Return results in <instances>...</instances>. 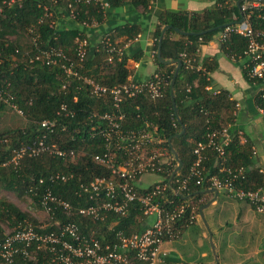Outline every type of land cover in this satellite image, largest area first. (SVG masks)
I'll use <instances>...</instances> for the list:
<instances>
[{"label":"trees","instance_id":"trees-1","mask_svg":"<svg viewBox=\"0 0 264 264\" xmlns=\"http://www.w3.org/2000/svg\"><path fill=\"white\" fill-rule=\"evenodd\" d=\"M108 1L111 6L117 7L127 0ZM249 1L258 2L259 5L251 4L243 10L245 0H218L201 11L161 12L154 31L153 49L156 74L163 79L164 93L154 98L148 91L138 92L125 98L122 103L126 113L123 127H145L153 142L162 140L163 147L170 154V159L164 164L165 171L160 174L165 177L163 181L168 182L179 164L172 147L178 153L183 165L175 175L174 187L178 185L177 178H185L189 174L197 159L194 150L198 144H206L211 131L225 126L229 127L232 135L226 148V159L220 158L214 147L203 149L205 176L229 178L233 175V169L243 166L244 173L234 180L237 187L256 190L264 185V176L252 168L250 144L240 142L238 130L233 125L234 101L228 91L213 93L208 88L212 84L210 74L219 67L217 56H208L203 61L199 56L201 44L212 40L227 25L237 23L243 16H248L253 30L264 31V0ZM131 2L147 9L152 0ZM50 3V0H0V111L11 108L18 112V108L22 111L18 113L25 118L22 126L0 132V187L14 191L20 197L30 195L40 206V197L49 188L55 195L70 201L73 213L55 206L56 212H48L49 216L44 219L48 222L44 225L0 196V242L7 236L2 227L5 221L16 228L32 223L41 231L56 228L57 221H77L85 232L91 227L98 229V237L105 243L115 239L114 231L108 230L107 224L116 218L111 216L103 224L81 216L75 210L80 205L92 203L89 194L81 190V183H88L96 176H111L110 169L95 160V155L106 152L107 142L99 129L92 127L103 123H100L98 116L111 108L113 100L110 93L102 96L92 93L84 77L108 86L126 83L133 71L131 58L119 47L114 37H105L99 43L89 40L86 55L80 60L77 37H87L85 23L89 25L93 17L100 19L104 14L100 2L61 0L57 5H52V14L47 15L44 5ZM118 29L125 34L126 40L135 37L142 28L138 24H126ZM23 34L29 38L25 50L21 49L19 41V36ZM248 42V37L239 33H231L225 40H220L224 52L234 58H247L245 76L261 81L249 76V59L245 53ZM159 46L162 60L157 56ZM53 49L61 50L67 59L52 55L58 61L47 63L46 54L54 52ZM183 52L192 59L193 66L182 56ZM177 59L181 60V64L173 87L175 109L171 82L177 62L170 60ZM71 62L73 73L68 74L63 64L71 66ZM259 102L264 106L260 99ZM64 105L67 110L63 109ZM53 119L66 128L58 125L54 133L42 128L43 120ZM44 133H47V142H55L68 155L59 156L44 151L37 155L24 154L17 163L12 161L17 151L33 146ZM113 149L118 151L116 157L121 163L126 154L118 150L116 140ZM70 150L74 151V156L69 154ZM3 162H7V165H2ZM56 173L73 176L66 181L53 180L51 176ZM137 188L139 191L145 190L140 186ZM210 188L209 181L199 182L194 177L189 179L184 190L174 195L180 202L199 209L208 201H203V198L211 194L206 192ZM168 192L172 193V189L168 188ZM115 225L116 229L122 228L130 235L144 230L146 224L141 211L132 209L129 215L121 216ZM33 248H29V255L19 252L12 262L2 261L1 264H58L52 260L49 251Z\"/></svg>","mask_w":264,"mask_h":264},{"label":"built area","instance_id":"built-area-1","mask_svg":"<svg viewBox=\"0 0 264 264\" xmlns=\"http://www.w3.org/2000/svg\"><path fill=\"white\" fill-rule=\"evenodd\" d=\"M50 1V4L44 5L47 15L52 14V5H57L61 0ZM87 2L97 3L100 0H87ZM251 4L259 5L258 2L245 0L242 5L243 10ZM69 6L72 7V4ZM231 33H239L249 39L245 51L249 59L247 64L249 76L263 81L258 97L264 104V31L253 30L248 16H243L242 21L227 25L220 32L219 39L225 40ZM77 41L78 55L80 60H83L89 39L77 37ZM53 50L54 52L46 54L47 63H56L58 61L56 58L59 59V57L67 59L61 50ZM182 56L187 58L186 52H183ZM187 61L193 66L191 58H187ZM72 63L71 66L63 64L68 74L73 73ZM84 79L95 95L102 96L110 93L112 96L111 108L98 116L100 123H103L92 127V129H99L107 142L106 152L95 155V160L109 168L111 176H96L88 183H81V190L89 194L92 203L80 205L75 211L81 216L91 218L95 222H103V224L107 223L109 217H115L117 221L115 219L107 224V229L114 231L115 239L104 243L98 237V229L91 227L85 232L77 221H57L56 228L49 231L37 230L35 225L27 223L7 234L0 242V264L2 261L12 262L15 254L19 252L29 255V248L32 247L49 251L52 254V260L58 264H159L165 262L168 254L164 248L165 243L179 238L183 228L195 223L199 218V210L196 206L180 202L174 195L184 190L189 179L194 177H197L199 182L209 181L211 188H223L232 198L244 200L254 206L257 211L264 212V196L260 189L247 190L237 187L234 183L235 178L244 173L243 166L233 169L234 171H231L233 175L229 178L223 179L215 175L205 176V167L202 165L205 157L202 151L207 146L214 147L220 158L225 160L226 148L232 140L228 126L211 131L208 135V142L198 144L194 150L197 159L185 178L176 179L177 187L173 186L175 176L168 182L163 181L165 177L160 174L164 173V164L168 160L161 159V154L157 152L147 155L146 148L153 140L145 127L139 129L123 127L126 113L122 106L125 98L134 96L138 92L148 91L154 98L162 96L165 84L158 74L147 81L137 82L129 79L126 83L113 86L97 83L89 77H84ZM63 109L67 110L66 105ZM16 110L22 113L20 109L16 108ZM58 125L62 126V129L66 128L65 125H60L57 119L41 122L42 128L50 133H54ZM46 137L47 133H44L33 146L17 151L12 161L17 163L24 154L37 155L44 151L59 156L68 155V152L55 142H47ZM114 140H116L118 150L126 154L121 163H118L116 157L118 151L113 149ZM69 154L74 156V151L70 150ZM2 165H7V162H3ZM225 168L224 166L223 170ZM146 173H153L161 179L150 183L144 191H139L137 188L139 180ZM72 176V174L56 173L51 178L66 181ZM168 188L172 189V193L168 192ZM40 204L47 212H53L52 214L56 212L55 206H60L68 213H73L70 201L55 195L49 188L42 193ZM132 209L141 211L146 225L144 230L128 235L124 229H116L115 224L121 216L129 215Z\"/></svg>","mask_w":264,"mask_h":264},{"label":"crops","instance_id":"crops-1","mask_svg":"<svg viewBox=\"0 0 264 264\" xmlns=\"http://www.w3.org/2000/svg\"><path fill=\"white\" fill-rule=\"evenodd\" d=\"M217 1L152 0L145 9L142 5H133L131 0L117 7L111 6L108 0H100L104 14L100 19L93 17L91 23L84 26L88 39L94 43L105 37H114L131 58L133 71L129 79L142 82L156 74L153 45L159 14L165 10L201 11ZM126 24H138L142 29L135 37L124 40L125 34H121L118 28ZM199 56L201 61L208 56H217L219 67L210 74L212 84L208 88L213 93L228 91L235 103L233 125L238 130L239 140L250 144L252 168L264 176V106L258 99L263 81L250 80L245 76L247 58H234L224 52L219 35L201 44ZM154 152L161 154L164 161L170 159L161 140L146 148L147 155ZM151 176L155 174L143 175L139 184L146 181L152 183ZM259 189L264 196V185ZM218 190L217 195L207 192L211 194L203 198V201L208 200L205 204L210 202L203 212L213 233L214 248L206 243L210 233L200 219L199 208L197 221L185 227L179 238L165 243L168 254L165 262L159 264H264V212L257 211L244 200L232 198L223 188Z\"/></svg>","mask_w":264,"mask_h":264},{"label":"rangeland","instance_id":"rangeland-1","mask_svg":"<svg viewBox=\"0 0 264 264\" xmlns=\"http://www.w3.org/2000/svg\"><path fill=\"white\" fill-rule=\"evenodd\" d=\"M19 41L21 43V49L25 50L29 45L28 36L26 34L20 35ZM24 122H25L24 116L14 111L11 108H6L0 111V132H3L8 129H12V128L20 127L24 124ZM146 174L152 175L153 173H146ZM151 179L154 181H157V180H160L161 177L155 175L154 177L151 176ZM149 185H150L149 181L138 184V186L142 188L148 187ZM0 196L7 198L8 200L16 204L22 211L28 213L32 218L37 219L38 221L42 222V224L44 225L47 224L48 221L44 220L46 216L47 217L49 216L47 210L44 207L38 205V203L35 202L30 195H24L20 197L18 196L16 192L6 190L0 187ZM200 219L204 223L206 231L209 233L208 227L210 230L211 228L207 222V219L205 218V221L207 222L208 226H206L205 221L203 220L202 217ZM2 227L6 235L12 233L13 230L16 228L15 226L10 225L9 221L3 222ZM206 243L207 245L212 246L210 242V238L209 240L208 239L206 240Z\"/></svg>","mask_w":264,"mask_h":264},{"label":"water","instance_id":"water-1","mask_svg":"<svg viewBox=\"0 0 264 264\" xmlns=\"http://www.w3.org/2000/svg\"><path fill=\"white\" fill-rule=\"evenodd\" d=\"M242 20H243V17L240 19V21H242ZM157 56H158V58L160 60H162V56H161V46H159V48L157 50ZM170 61L171 62H177V67H176V70H175V73H174V77H173L172 82H171V96H172V100H173V103H174V107L176 109L173 87H174V84H175V80H176L177 74L179 72V67H180V64H181V60L180 59H177V60H170ZM177 116H178V114H177ZM178 118H179V116H178ZM169 141H171V139H169ZM170 146L172 147V143L171 142H170ZM172 150L174 152L175 157L178 159L179 164H178L177 168L174 170V172L172 174V177H171V180L173 179V177L175 176V174L182 168V165H183V162L179 159L178 153L173 149V147H172ZM206 192H215L216 195H217L219 193V190H218V188H214L213 187V188H210V189L206 190ZM208 204H210V202L200 207V215H201V217L203 218L204 221H205V218H204L205 216H204L203 209ZM205 224H206V226H208L206 221H205ZM208 230H209V233H210V241H211L212 247L214 248V244H213V233L211 232V230L209 229V227H208Z\"/></svg>","mask_w":264,"mask_h":264}]
</instances>
